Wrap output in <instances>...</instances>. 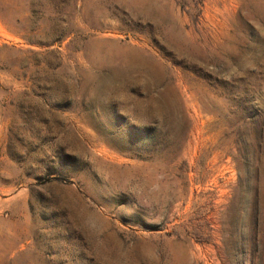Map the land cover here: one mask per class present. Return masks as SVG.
Masks as SVG:
<instances>
[{"label": "rangeland", "instance_id": "374dc122", "mask_svg": "<svg viewBox=\"0 0 264 264\" xmlns=\"http://www.w3.org/2000/svg\"><path fill=\"white\" fill-rule=\"evenodd\" d=\"M0 264H264V0H0Z\"/></svg>", "mask_w": 264, "mask_h": 264}]
</instances>
